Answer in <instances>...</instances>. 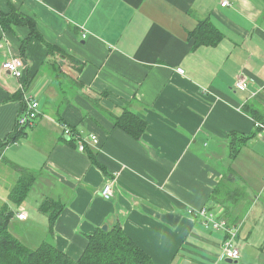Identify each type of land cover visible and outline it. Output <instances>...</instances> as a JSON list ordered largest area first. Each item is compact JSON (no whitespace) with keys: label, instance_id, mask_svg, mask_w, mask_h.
Wrapping results in <instances>:
<instances>
[{"label":"crops","instance_id":"1","mask_svg":"<svg viewBox=\"0 0 264 264\" xmlns=\"http://www.w3.org/2000/svg\"><path fill=\"white\" fill-rule=\"evenodd\" d=\"M204 21L218 43L195 47L190 34ZM15 58L26 65L21 79L2 69ZM29 98L42 115L7 144ZM125 110L147 124L139 139L116 127ZM256 123L264 125V0H0V209L14 212L10 231L27 247L51 241L77 260L90 233L119 225L155 264H264ZM61 125L98 138L88 148L97 163ZM23 171L35 182L16 204L11 188ZM46 200L63 207L53 232L40 211ZM203 208L238 228L237 261L220 258L223 230L189 214Z\"/></svg>","mask_w":264,"mask_h":264},{"label":"trees","instance_id":"2","mask_svg":"<svg viewBox=\"0 0 264 264\" xmlns=\"http://www.w3.org/2000/svg\"><path fill=\"white\" fill-rule=\"evenodd\" d=\"M18 20L20 19L18 18ZM8 21L7 18L3 17V26H9ZM18 23H21V21H18ZM23 23L30 26L31 36L42 40L32 20H25ZM209 26L208 21L201 22L197 30L190 34L191 39L195 40V47L216 45L218 43V38L216 36L212 37L213 30ZM56 50L57 48L50 46V52ZM116 127L134 139H139L146 131L147 124L142 118L125 110L122 116L118 118ZM25 128L16 127L14 133L8 136L7 144L18 142L25 135ZM3 147L4 145L1 144L0 149ZM87 152H90L93 162L97 163L96 157L93 156L94 152L89 149ZM32 174L23 171L10 195V200L12 199L16 204L22 203L28 195V191L34 185L35 176ZM50 203L49 200H46L40 207V211L49 214H47L48 221L50 230L53 232L54 224L63 207L55 203L51 207ZM13 213L8 205L0 209V264H155L152 258L139 248L119 225L109 228L107 231L98 228L90 233L87 236L88 243L84 252L77 260L59 250L51 241L42 243L36 249L28 248L15 238L10 231V223L14 217Z\"/></svg>","mask_w":264,"mask_h":264},{"label":"built area","instance_id":"3","mask_svg":"<svg viewBox=\"0 0 264 264\" xmlns=\"http://www.w3.org/2000/svg\"><path fill=\"white\" fill-rule=\"evenodd\" d=\"M228 5L227 1L222 2V6L225 7ZM85 37V36H84ZM26 65L21 59H12L5 62L2 65V69L8 72L11 76L16 79H21L23 77V71ZM177 72L183 74V70L178 68ZM236 88H246V83L243 80H238L236 82ZM26 108L20 114L17 119V127L25 128L33 125L34 121L42 115L41 108L37 99H27L25 100ZM64 135L68 138H75L77 148L80 152H85L91 148L98 149L99 140L95 135L83 136L81 133L76 132L72 128H69L65 125H61ZM256 127L264 130V125L261 123H256ZM115 181L112 179L106 180L105 185L102 188L101 196L103 199L109 201L113 197ZM189 214L193 216H199L202 218V221L205 225H211L214 229H221L226 233V240L221 249L220 258L230 259L237 261L240 256V250L237 246L236 240L238 235L237 227H230L224 221H217L215 215L211 212H208L207 209L203 208L198 211L189 210ZM19 219H26V214L20 212L18 214Z\"/></svg>","mask_w":264,"mask_h":264},{"label":"water","instance_id":"4","mask_svg":"<svg viewBox=\"0 0 264 264\" xmlns=\"http://www.w3.org/2000/svg\"><path fill=\"white\" fill-rule=\"evenodd\" d=\"M102 229H103L104 231H107V230H108V227H107V226H103ZM227 262H229V263H233L234 260L227 259Z\"/></svg>","mask_w":264,"mask_h":264},{"label":"rangeland","instance_id":"5","mask_svg":"<svg viewBox=\"0 0 264 264\" xmlns=\"http://www.w3.org/2000/svg\"><path fill=\"white\" fill-rule=\"evenodd\" d=\"M24 63H25V62H24ZM15 186H16V184H15V185H14V186H13L11 189H14V188H15ZM115 187H116V184H114V187H113V188L115 189ZM113 193H114V191H113ZM102 228H103V227H102ZM15 238H16V237H15ZM28 245H29V246H28V248H31V249H33V248L31 247L33 244H32V245H30V244L28 243Z\"/></svg>","mask_w":264,"mask_h":264},{"label":"clouds","instance_id":"6","mask_svg":"<svg viewBox=\"0 0 264 264\" xmlns=\"http://www.w3.org/2000/svg\"><path fill=\"white\" fill-rule=\"evenodd\" d=\"M18 217V216H17Z\"/></svg>","mask_w":264,"mask_h":264}]
</instances>
